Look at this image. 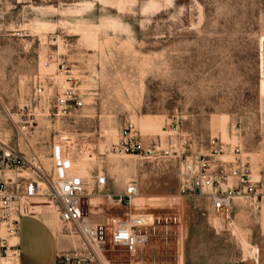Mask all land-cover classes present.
I'll list each match as a JSON object with an SVG mask.
<instances>
[{"label": "rangeland", "instance_id": "obj_1", "mask_svg": "<svg viewBox=\"0 0 264 264\" xmlns=\"http://www.w3.org/2000/svg\"><path fill=\"white\" fill-rule=\"evenodd\" d=\"M262 38L264 0H0V135L17 144L2 107L16 113L34 78L54 72L44 62L58 54L75 67L85 108L41 121L19 145L37 152L49 172L56 150L72 159V172L93 189L83 214L107 223L154 215L149 264H183L181 241H190L194 226L208 232L198 246L205 264H264ZM127 122L146 149L161 151L152 158L105 154ZM213 140L240 143L259 181L261 209L237 201L232 230L213 220L207 198L179 197L181 162L163 154H205ZM112 182L136 183L145 202L109 205L106 197L121 193ZM39 207L36 214L54 224L61 254L83 249L78 232L60 222L58 205ZM106 256L114 263L128 258L123 249Z\"/></svg>", "mask_w": 264, "mask_h": 264}, {"label": "built area", "instance_id": "obj_2", "mask_svg": "<svg viewBox=\"0 0 264 264\" xmlns=\"http://www.w3.org/2000/svg\"><path fill=\"white\" fill-rule=\"evenodd\" d=\"M52 64L56 67L54 72L34 78L31 94L16 113L6 107L1 110L17 144L0 135V264H19L20 221L37 213L36 208L41 205H58L60 222L75 229L83 241V251L60 253L56 264H149L145 249L150 246L149 230L155 227L154 215L129 214L126 219H114L111 223L90 219L83 214L82 205L93 189L88 192L86 178L72 172V159L60 152L57 157L54 154L53 171L49 172L37 152L19 145L20 141L27 142L29 132L41 121L69 119L85 108V93L75 67L58 54H50L44 67L50 68ZM159 151L157 146L146 149L135 124L127 122L117 142L105 154L152 158ZM163 154L181 162L179 197L207 198L213 220L221 228L232 230L237 201L251 211L261 209L259 181L240 143L213 140L208 152L191 157H184L178 150H166ZM96 189H105L103 179L97 181ZM139 195L138 185L129 183L122 194L107 196L106 200L114 207L127 208ZM119 249L126 251L128 258L114 263L106 254Z\"/></svg>", "mask_w": 264, "mask_h": 264}, {"label": "crops", "instance_id": "obj_3", "mask_svg": "<svg viewBox=\"0 0 264 264\" xmlns=\"http://www.w3.org/2000/svg\"><path fill=\"white\" fill-rule=\"evenodd\" d=\"M112 185L118 186L121 193L118 191L109 196H118L123 193L125 189L123 184L112 182ZM42 208L44 207L36 209ZM205 229L194 226L190 230V241L186 244L181 241L179 261L183 264H205L206 253L204 250H198L200 242L206 238L205 233H208ZM17 244L19 264H56L58 255L62 251L61 241L54 224L36 213L21 219ZM83 250L84 247L79 249V251Z\"/></svg>", "mask_w": 264, "mask_h": 264}, {"label": "bare ground", "instance_id": "obj_4", "mask_svg": "<svg viewBox=\"0 0 264 264\" xmlns=\"http://www.w3.org/2000/svg\"><path fill=\"white\" fill-rule=\"evenodd\" d=\"M263 45H264V38H262V39L260 40V56H261V67H262V71H263V68H264ZM58 153H59V150H56V151H55V156H56V157H57ZM82 169H85V168H82ZM98 170L100 171V174H99V176L97 177V180H102V179H103L102 168L99 169V166H98ZM57 174H59L58 171H56V176H57ZM84 178H85V177H84ZM90 178H92L91 175H90ZM89 192H91V191H89ZM89 196H93V195H92V194H89ZM145 200H146V198H143V197H141V196H138V197H136V198L134 199V201H136V202H140V203L145 202ZM147 200H148V201H159V199H157V198H148ZM160 200H161V199H160ZM134 201H133V202H134ZM133 202H132V205H133ZM133 206H134V205H133Z\"/></svg>", "mask_w": 264, "mask_h": 264}, {"label": "water", "instance_id": "obj_5", "mask_svg": "<svg viewBox=\"0 0 264 264\" xmlns=\"http://www.w3.org/2000/svg\"><path fill=\"white\" fill-rule=\"evenodd\" d=\"M263 58H264V46H263Z\"/></svg>", "mask_w": 264, "mask_h": 264}]
</instances>
